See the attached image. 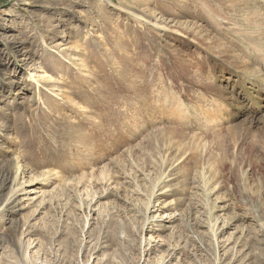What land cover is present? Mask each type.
<instances>
[{
	"label": "rangeland",
	"instance_id": "374dc122",
	"mask_svg": "<svg viewBox=\"0 0 264 264\" xmlns=\"http://www.w3.org/2000/svg\"><path fill=\"white\" fill-rule=\"evenodd\" d=\"M0 264H264V0H0Z\"/></svg>",
	"mask_w": 264,
	"mask_h": 264
}]
</instances>
